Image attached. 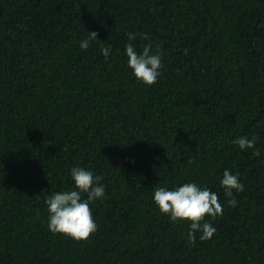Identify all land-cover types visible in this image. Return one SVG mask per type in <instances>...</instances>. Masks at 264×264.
Here are the masks:
<instances>
[{
  "label": "trees",
  "instance_id": "trees-1",
  "mask_svg": "<svg viewBox=\"0 0 264 264\" xmlns=\"http://www.w3.org/2000/svg\"><path fill=\"white\" fill-rule=\"evenodd\" d=\"M129 31L164 53L150 86ZM77 165L105 185L80 241L48 231L45 204ZM224 169L244 185L235 207ZM189 181L223 205L195 243L152 200ZM0 264H264V0H0Z\"/></svg>",
  "mask_w": 264,
  "mask_h": 264
},
{
  "label": "clouds",
  "instance_id": "clouds-1",
  "mask_svg": "<svg viewBox=\"0 0 264 264\" xmlns=\"http://www.w3.org/2000/svg\"><path fill=\"white\" fill-rule=\"evenodd\" d=\"M126 35L129 41L124 47L127 67L131 69V74L138 82L149 86L154 84L163 68V51L159 45H153L147 33L129 31ZM138 35L148 41L139 52L132 43ZM96 39V33L89 32L88 38L79 42V47L87 50L90 42ZM100 51L104 58L108 59L111 46L101 47ZM256 140L257 137L253 134L251 137H236L232 143L245 150L255 148ZM70 178L73 182L72 187L56 191L45 199L48 213L47 229L53 234H63L76 241L86 240L97 230L90 205L105 197V185L100 183V177L94 175L91 169L78 165L70 169ZM219 183L225 195L231 197L227 203L235 207L237 201L234 191L238 193L244 190L239 174L224 169ZM152 200L159 211L173 223L189 222L187 236L192 243H195L197 233L199 239L205 241L212 238L216 232V227L205 220L206 215L213 218L223 215V205L218 194L195 181L183 182L171 188L157 186L154 188Z\"/></svg>",
  "mask_w": 264,
  "mask_h": 264
}]
</instances>
